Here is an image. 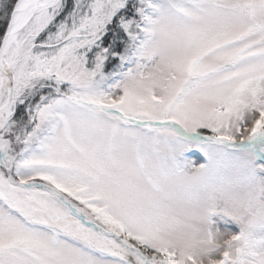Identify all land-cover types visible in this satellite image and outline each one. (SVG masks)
<instances>
[{
    "label": "snow or ice",
    "instance_id": "obj_1",
    "mask_svg": "<svg viewBox=\"0 0 264 264\" xmlns=\"http://www.w3.org/2000/svg\"><path fill=\"white\" fill-rule=\"evenodd\" d=\"M0 25V264H264V0Z\"/></svg>",
    "mask_w": 264,
    "mask_h": 264
},
{
    "label": "trees",
    "instance_id": "obj_2",
    "mask_svg": "<svg viewBox=\"0 0 264 264\" xmlns=\"http://www.w3.org/2000/svg\"><path fill=\"white\" fill-rule=\"evenodd\" d=\"M0 27H2V25H0Z\"/></svg>",
    "mask_w": 264,
    "mask_h": 264
}]
</instances>
